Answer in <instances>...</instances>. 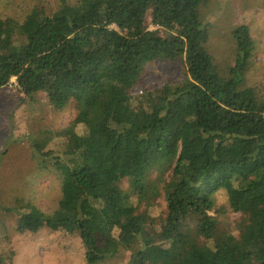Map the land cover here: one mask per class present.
<instances>
[{
    "label": "trees",
    "instance_id": "1",
    "mask_svg": "<svg viewBox=\"0 0 264 264\" xmlns=\"http://www.w3.org/2000/svg\"><path fill=\"white\" fill-rule=\"evenodd\" d=\"M209 1L62 0L50 15L0 18V88L15 79L31 102L42 94L54 111L76 110L58 133L31 139L60 196L50 214L5 209L18 232L76 234L86 264L120 248L132 249L127 264H264V82L244 86L254 49L244 24L220 73L200 13ZM177 60L181 83L130 96L145 65ZM52 137L59 147L47 148Z\"/></svg>",
    "mask_w": 264,
    "mask_h": 264
},
{
    "label": "rangeland",
    "instance_id": "2",
    "mask_svg": "<svg viewBox=\"0 0 264 264\" xmlns=\"http://www.w3.org/2000/svg\"><path fill=\"white\" fill-rule=\"evenodd\" d=\"M61 1L0 0V18L20 22L34 9L50 15L59 8ZM65 1L73 4L78 0ZM200 13L208 28L206 49L223 75L233 64L232 29L241 24L250 28L254 49L244 75V86L260 87L264 82V0H210L201 7ZM185 77L181 60L152 62L144 66L129 94L133 97L164 85L174 86ZM75 117L74 105L54 111L42 94L37 95L36 102H31L20 93L15 79L0 88V255L6 256L9 264H86L84 249L76 234L51 231L46 227L36 233L18 232L16 214L5 210L23 204L33 205L45 214L56 209L60 196L59 179L55 172L39 168L32 157L31 139H42V134L47 132L58 133ZM75 130L83 131L80 126ZM59 144V138L52 137L47 148L59 147ZM226 201L225 192L218 194L215 209L225 205ZM164 206L163 200L159 199L156 207H150V214L157 216ZM236 218L237 215L229 214L217 221L226 226ZM131 252L132 249L120 248L114 256L99 264H127Z\"/></svg>",
    "mask_w": 264,
    "mask_h": 264
}]
</instances>
